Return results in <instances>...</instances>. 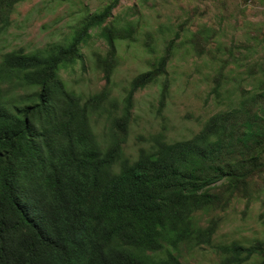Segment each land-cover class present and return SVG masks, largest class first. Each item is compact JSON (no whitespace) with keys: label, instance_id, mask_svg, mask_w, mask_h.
<instances>
[{"label":"trees","instance_id":"1","mask_svg":"<svg viewBox=\"0 0 264 264\" xmlns=\"http://www.w3.org/2000/svg\"><path fill=\"white\" fill-rule=\"evenodd\" d=\"M21 1L0 0V31ZM119 1L108 0L60 43L0 55V264H184L182 252L204 245L219 264L255 253L264 264V239L249 247L213 240L217 211L237 194L251 197L264 173V79L191 137L158 134L125 155L132 94L166 72L172 41L122 100L106 85L83 97L60 76L83 59L95 30L108 45L95 64L110 82L115 43L135 32L112 19ZM168 89L164 81L161 102Z\"/></svg>","mask_w":264,"mask_h":264},{"label":"rangeland","instance_id":"2","mask_svg":"<svg viewBox=\"0 0 264 264\" xmlns=\"http://www.w3.org/2000/svg\"><path fill=\"white\" fill-rule=\"evenodd\" d=\"M108 0H22L0 31V55L22 47L26 51L65 40L71 30ZM124 18L135 27L131 38L115 43L110 82L95 64L108 45L92 31L83 59L62 69L67 88L83 97L105 85L119 100L127 95L137 74L152 68L172 41L166 72L132 94L131 118L123 143L124 154L135 157L160 134L181 140L198 132L214 113L237 107L260 91L264 79V0H120L112 19ZM207 40L205 41V35ZM168 94L161 102V86ZM218 84L215 89V85ZM100 118L97 132L103 130ZM253 194H237L217 211L216 243L237 242L244 247L264 239V173L254 181ZM243 252L241 256H244ZM253 254L241 264H256ZM184 264H219V256L204 245L182 252Z\"/></svg>","mask_w":264,"mask_h":264}]
</instances>
